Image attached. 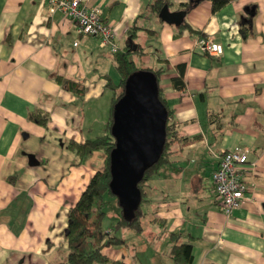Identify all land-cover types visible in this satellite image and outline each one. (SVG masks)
<instances>
[{"label":"crops","instance_id":"crops-1","mask_svg":"<svg viewBox=\"0 0 264 264\" xmlns=\"http://www.w3.org/2000/svg\"><path fill=\"white\" fill-rule=\"evenodd\" d=\"M153 1L85 0L111 26L117 52L138 49L136 65L162 69L158 86L185 141L173 143L168 162L148 180L139 232L149 228L153 244L145 258L126 253L136 249L129 231L103 253L129 264H174L169 234L177 233L178 243L191 245V264H264V0H233L214 13L201 0L185 11L183 29L152 13ZM167 1L177 11L191 0ZM199 36L221 53L201 52ZM56 77L83 91L67 90ZM107 77L119 79L108 45L78 35L45 0H0V264L65 261L68 212L104 158L95 151L78 163L67 144L103 132ZM35 112L47 116L45 126L32 120ZM234 147L257 168L244 177L249 197L226 215L211 173Z\"/></svg>","mask_w":264,"mask_h":264},{"label":"trees","instance_id":"trees-1","mask_svg":"<svg viewBox=\"0 0 264 264\" xmlns=\"http://www.w3.org/2000/svg\"><path fill=\"white\" fill-rule=\"evenodd\" d=\"M201 0H191L188 3L182 4V10H188L194 4ZM211 12H217L229 2L233 0H209ZM169 5L167 0H154L149 9L155 15L158 14L160 8L164 5ZM188 27V24L183 19V22L178 28L183 29ZM192 30V29H191ZM138 49H127L121 52H114L115 70L119 76L117 82H113L107 77L105 87L110 91V101L106 119L104 122L103 132L96 136L85 139L82 143L69 141L67 147L71 150L74 156L78 159V163L85 162L94 151L104 153V166L101 170L96 171L89 179L87 185L78 196L76 202L71 207L67 215V224L65 228V237L67 240V254L65 261L58 264H129L122 259H109L103 249L110 246L121 244L123 241L115 236L114 231L119 228H132L137 231L142 230L141 218L146 214L141 206L147 202L146 187L148 180L155 173L158 167L168 162L172 150V145L175 142L185 144L181 136L178 135L176 124L171 119L172 110L168 107L165 97L158 86V78L162 73L161 68H145L135 64L132 56ZM145 70L151 72L157 83V97L167 111V120L165 124V142L162 147L159 159L152 166L148 167L137 187L140 191V202L133 217L126 220L122 216L120 209L119 218L111 228L110 232L103 230L102 220L104 218V208L107 203V197L111 196L118 204L117 198L111 193L109 188L110 171H109V153L114 147V138L111 136L110 128L112 125V110L115 102L122 96L125 79L133 72ZM56 82L64 86L69 91L82 92L83 87L78 82L56 77ZM174 84L178 87L182 86L180 79H175ZM32 120L39 125L45 126L47 116L40 112H35L31 115ZM152 221H156L153 219ZM170 238L173 244L170 249V255L174 264H191L192 254L191 245L187 243H178L179 235L170 233Z\"/></svg>","mask_w":264,"mask_h":264},{"label":"water","instance_id":"water-1","mask_svg":"<svg viewBox=\"0 0 264 264\" xmlns=\"http://www.w3.org/2000/svg\"><path fill=\"white\" fill-rule=\"evenodd\" d=\"M157 16L167 24L179 26L185 10L169 11L164 4ZM166 120L167 111L157 97L154 75L145 70L128 75L123 94L113 105L110 133L114 147L109 153V188L126 220L133 217L140 202L137 183L159 159Z\"/></svg>","mask_w":264,"mask_h":264},{"label":"built area","instance_id":"built-area-1","mask_svg":"<svg viewBox=\"0 0 264 264\" xmlns=\"http://www.w3.org/2000/svg\"><path fill=\"white\" fill-rule=\"evenodd\" d=\"M45 2L50 13L59 12L67 16L78 35L96 37L101 46L108 45L112 53L117 51L111 26L102 20L96 6H89L85 0ZM195 44L201 52L208 55L217 56L222 51L220 45L207 36H199ZM256 168V163L249 161L247 152L239 147L221 153L217 167L211 173V181L214 199L224 214L229 215L249 197L251 187L244 177L253 174Z\"/></svg>","mask_w":264,"mask_h":264},{"label":"rangeland","instance_id":"rangeland-1","mask_svg":"<svg viewBox=\"0 0 264 264\" xmlns=\"http://www.w3.org/2000/svg\"><path fill=\"white\" fill-rule=\"evenodd\" d=\"M103 157H104V153H103ZM103 166H104V158H103ZM103 166H102V168H103ZM106 200H107V203H106L105 208H104L105 214H104V218L102 220V227H103V230H105V231H107L108 229H111L114 226V224L116 223V221L119 218V212H120V207L115 202L113 197L109 196V197H107ZM141 208L144 212L146 211L147 208L149 209L147 203H143ZM124 231H129L128 233H130V235H134V240L132 241V243H134L136 245V249L132 248V251H131V246H130V243H131L130 240L131 239H128L129 234H127V236H125V240H126L125 242L130 247L127 248L126 253L130 254V253H133V251H134L136 253V255H139L140 257L145 258L146 254H147V251H146L147 247H150L153 244V243H151V239L147 238V236H146V232L150 231V229L147 228L146 232L143 231V233H141V232H139L135 229H132V228H129V229L119 228L116 231H114V234L116 237L121 238ZM108 232H110V231H108Z\"/></svg>","mask_w":264,"mask_h":264}]
</instances>
